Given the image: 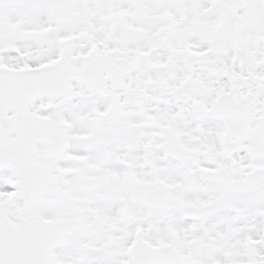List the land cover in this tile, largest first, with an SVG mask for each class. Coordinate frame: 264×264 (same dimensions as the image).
Listing matches in <instances>:
<instances>
[{
  "label": "snow or ice",
  "instance_id": "snow-or-ice-1",
  "mask_svg": "<svg viewBox=\"0 0 264 264\" xmlns=\"http://www.w3.org/2000/svg\"><path fill=\"white\" fill-rule=\"evenodd\" d=\"M0 264H264V0H0Z\"/></svg>",
  "mask_w": 264,
  "mask_h": 264
}]
</instances>
